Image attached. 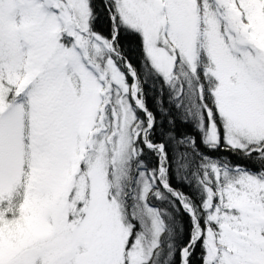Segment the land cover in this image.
Instances as JSON below:
<instances>
[{
    "label": "snow or ice",
    "instance_id": "1",
    "mask_svg": "<svg viewBox=\"0 0 264 264\" xmlns=\"http://www.w3.org/2000/svg\"><path fill=\"white\" fill-rule=\"evenodd\" d=\"M0 264H264V0H0Z\"/></svg>",
    "mask_w": 264,
    "mask_h": 264
},
{
    "label": "trees",
    "instance_id": "2",
    "mask_svg": "<svg viewBox=\"0 0 264 264\" xmlns=\"http://www.w3.org/2000/svg\"><path fill=\"white\" fill-rule=\"evenodd\" d=\"M131 47H132V51L130 53L131 58H132V60H133L134 63L139 64V60H140V52H139V49H138V47H137V45L135 43H133ZM151 85H153V81H151V80H149L148 81V84L145 85V88H146V91H147L148 97H149V104H150V106L153 104V100L157 96L156 89L159 88L160 84H159V81H156L154 87L151 86ZM184 130H187V129H184ZM174 183L176 184V187L182 189L185 192H192V191H194V189L189 188L187 184H181V183H179L178 180L175 181ZM187 223H188V218L185 216L184 217V224L187 225Z\"/></svg>",
    "mask_w": 264,
    "mask_h": 264
}]
</instances>
